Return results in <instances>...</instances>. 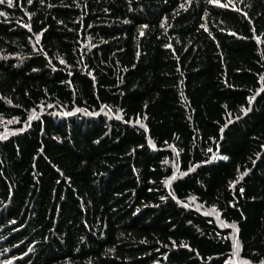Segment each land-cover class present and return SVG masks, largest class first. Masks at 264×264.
<instances>
[{
  "label": "trees",
  "instance_id": "trees-1",
  "mask_svg": "<svg viewBox=\"0 0 264 264\" xmlns=\"http://www.w3.org/2000/svg\"><path fill=\"white\" fill-rule=\"evenodd\" d=\"M0 12V264L264 261V0Z\"/></svg>",
  "mask_w": 264,
  "mask_h": 264
},
{
  "label": "snow or ice",
  "instance_id": "snow-or-ice-1",
  "mask_svg": "<svg viewBox=\"0 0 264 264\" xmlns=\"http://www.w3.org/2000/svg\"><path fill=\"white\" fill-rule=\"evenodd\" d=\"M5 0H0V4L4 3ZM29 2H31V0H29ZM209 2H218V0H209ZM7 5L8 7H12L13 6V0H7ZM0 15H4L3 12H0ZM253 98H249V103L252 102ZM242 111H245V109H242ZM261 264H264V261H261Z\"/></svg>",
  "mask_w": 264,
  "mask_h": 264
},
{
  "label": "bare ground",
  "instance_id": "bare-ground-1",
  "mask_svg": "<svg viewBox=\"0 0 264 264\" xmlns=\"http://www.w3.org/2000/svg\"><path fill=\"white\" fill-rule=\"evenodd\" d=\"M61 113V112H60ZM70 114V113H69ZM58 115V114H57Z\"/></svg>",
  "mask_w": 264,
  "mask_h": 264
}]
</instances>
